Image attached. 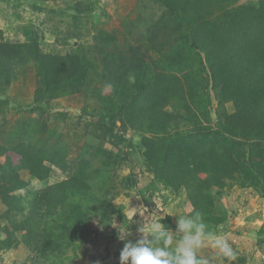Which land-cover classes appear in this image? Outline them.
Wrapping results in <instances>:
<instances>
[{
  "label": "rangeland",
  "instance_id": "rangeland-1",
  "mask_svg": "<svg viewBox=\"0 0 264 264\" xmlns=\"http://www.w3.org/2000/svg\"><path fill=\"white\" fill-rule=\"evenodd\" d=\"M223 1L229 8L226 4H219L211 10L212 18L220 22L226 20L225 17L233 9L261 7L264 2ZM95 4L101 6V9L96 8ZM77 5L81 7V13L75 10L74 6ZM45 6L41 10L19 0H0V28L5 39L10 42H26V29L32 28L42 37L41 45L45 52L67 54L80 50L82 46H94L95 38L103 32L113 40V45L122 57V77L135 80L136 75H141L137 70L142 69L148 74L172 76L182 83L183 89L176 94L185 99L173 102L174 107L171 102L167 103L168 111L186 113L189 115L187 118L190 117L194 122L202 120V111L191 106L188 111L182 107V103L191 98H206L216 100L210 103L209 108L219 111V114L221 112L223 122L224 118L239 113L232 98L220 106L222 95L219 87L198 84L199 80H219L208 72L206 63L202 67L195 56L186 55L189 60L185 65H175L166 70L164 64L157 62L161 53H171L174 45L176 50L183 51L178 40L181 37L177 31L178 21L168 16L158 2L57 0ZM246 21L250 30L255 29L258 34H264V13L258 19L251 15ZM89 59L92 71L86 75L89 76L86 85L79 88L76 83L71 86L73 83L69 82L55 89L46 96L41 111L33 109L34 95L40 87L37 65L31 62L23 66L7 91L0 93V99L5 101L0 106V144L8 147H17L19 144L38 147L46 152L45 158L54 170L53 177L44 182L33 179L27 171H21L20 187L15 194L24 196L41 192L85 169L93 179L102 180L101 191L93 187V191L87 193L85 198L94 201L97 197L101 200L106 207L105 215L87 211L85 229L82 228L83 232L88 233L87 241L78 240L68 246L65 253L55 252L46 257L34 247L35 243L28 245L22 230L15 232L16 241L13 245L6 244L2 228L9 226L10 222L5 217L7 206L0 199V264H120L119 257L124 244L127 240L135 241L139 238L135 229L143 219L139 211L132 221L128 217L134 213L133 209H139L142 205L148 208L149 213L158 211L157 214L164 215L162 223L173 229L176 221L174 215H185L193 209L200 210L209 229L222 232L236 256L231 261L219 260L214 249L205 247L200 254L209 258L210 264H264V188L243 167L247 148L219 136L217 141H213L208 135L190 138L185 135L180 143L151 141L153 127L148 126L149 123L146 125V119L137 114L132 104L106 101L112 85L117 83L110 76L111 67L93 54ZM131 63L135 65L129 66ZM200 86L208 92L207 95L202 93ZM190 87L199 90L194 93ZM102 111L107 112L108 117L100 116ZM204 122L207 126L211 125V129L217 128L216 116L204 119ZM170 125L166 135L168 138L185 124L178 129ZM189 126L194 127L192 124ZM164 131L160 134L163 135ZM207 133H211V130ZM237 137L243 136L239 134ZM240 140L248 142L250 150H253L254 164L264 167V141L253 138L249 140V137ZM168 145L184 148L185 166L181 168L185 174L182 181L177 179L178 183L172 179L173 186L168 185L160 175L167 171L168 163L164 159L158 161L162 155L158 154L157 148H166ZM206 145L209 146L204 147ZM258 145L261 147L256 150ZM199 152L205 153L207 159L215 160L196 163L194 159ZM228 157L236 162L234 168ZM216 168L227 178V186L213 191V187L211 189L208 186V176L213 175ZM178 173L177 169L174 175ZM187 177L195 180L191 185L193 189L196 188L195 193L190 192L193 189L187 190L183 186ZM89 204L83 201L80 206ZM18 220L21 222L23 216H19ZM53 223L52 227H55L61 221L55 218ZM42 226L44 229L45 226ZM129 231L132 235H127ZM56 232L59 234L60 231L56 228ZM121 235H125L126 239L121 240Z\"/></svg>",
  "mask_w": 264,
  "mask_h": 264
},
{
  "label": "trees",
  "instance_id": "trees-1",
  "mask_svg": "<svg viewBox=\"0 0 264 264\" xmlns=\"http://www.w3.org/2000/svg\"><path fill=\"white\" fill-rule=\"evenodd\" d=\"M19 1L31 3L33 8L44 10L47 3L57 0ZM154 1L159 3L168 16L178 21L177 31L181 35L178 40L183 50H176L174 45L171 53H161L157 62L161 65L164 64L166 70L175 65H185L189 60L186 55L195 56L199 64L204 67L206 63L208 72L219 80L218 82H201L199 80L198 84L202 83L206 87L210 85L219 87L221 99H223L219 100L220 106L226 101H231L230 98H232L239 108L238 114L224 118L223 122L220 115L222 113L219 114V111L209 108L210 103L216 100L211 101L212 99L206 98L197 100L190 97L188 102L182 103V107L188 111H190V106L195 107V110L202 111L205 120L216 116V129H211V125H205L204 119L194 122L190 117L187 118L189 115L186 113L177 114L166 109L167 103L171 102L174 107L173 102H182L185 99L184 96L176 94L183 89V85L172 76L160 73L148 74L145 73V70L139 69L137 71L141 75H136L135 80L122 77L124 75L120 74L122 57L118 54L116 46L113 45V40L103 32H100L95 38L94 46H82L78 51L56 54L45 52L42 49V37L32 28L26 29V42L6 40L3 30L0 28V93L7 91L23 66L33 62L37 65L40 76V87L34 95L35 106L33 109L41 111L44 109L46 96L55 89L64 87L69 82L73 83L71 86L76 83L79 88L86 85L89 77L86 75L92 71L89 58L93 54L98 60L102 58L111 67L110 76L113 81L117 82L112 85L110 96L106 97V101L129 103L130 106L132 104L137 114L146 119V125L149 123L148 126L153 127L151 141L162 140L180 143L182 139H185V135L189 138L195 135L201 137L208 135L213 141H217V136H219L221 139L245 146L247 151L243 167L264 188V167L254 164L253 150H250L248 142L240 140L249 137V140L253 138L264 141V34H258L255 29L250 30L249 23L246 21L251 15L257 19L263 16L264 2L262 8L246 6L238 10L233 9L225 17L226 20L220 22L212 18L211 10L214 6L226 4L223 0ZM95 6L101 9V6L97 4ZM226 7L229 8V5L226 4ZM74 8L78 13H81L79 5ZM132 65L135 64H129V66ZM190 88L194 93H197L196 91L201 86L199 89L197 87ZM201 90L205 95L208 94L203 88ZM4 102L3 99H0V106ZM99 114L104 118L108 117V113L105 111ZM189 124L194 127L191 128ZM169 125L177 129L184 126L168 138L166 135ZM163 129L165 131L161 135L160 132ZM185 129L187 130L181 132ZM208 130H211V133H207ZM238 133L243 137H237ZM170 146L168 145L166 148L160 146V149L157 148V150L158 154L162 155V157H158V161L164 159L168 163L167 171L160 175L168 182V185L173 186L172 179H175L177 183L178 178L182 181L185 170L181 167L185 166L183 164L185 159L182 146ZM207 146L209 145L204 147ZM258 146L256 150L261 147V145ZM45 156V151L30 144H19L17 147L0 144V199L7 206L5 217L10 222L9 226L2 228L6 244L13 245L16 241L15 232L22 230L28 245L35 243L34 247L47 257L55 252L64 251L65 253L67 247L74 245L78 240L87 241L88 233L82 231L88 217L86 212L104 213L106 207L97 197L94 201L85 198L87 193L93 191V187L100 191L102 187V180L93 179L88 172H85V169L48 186L41 192L29 193L24 196L15 194L20 187L19 173L21 171H27L33 179L41 182L48 181L53 177L52 164L47 162ZM210 159L206 158L205 153L199 152L194 161L208 163ZM228 160L232 168L237 165L232 158L228 157ZM158 164L160 163L158 162ZM177 169L179 173L175 176ZM228 169L230 170V167ZM213 172V175L208 176V186L211 189L213 187V191L225 188L227 186L225 175L221 174L218 168ZM192 180L190 177L185 178L183 186L187 190L193 189L191 185L195 180ZM190 192L195 193L196 188ZM189 197L193 199L190 195ZM83 201H88L90 204L82 207L80 203ZM19 216H23L21 222L18 220ZM55 218L61 223L52 227ZM42 225L45 226L44 229ZM56 228L60 231L59 234H57Z\"/></svg>",
  "mask_w": 264,
  "mask_h": 264
},
{
  "label": "clouds",
  "instance_id": "clouds-1",
  "mask_svg": "<svg viewBox=\"0 0 264 264\" xmlns=\"http://www.w3.org/2000/svg\"><path fill=\"white\" fill-rule=\"evenodd\" d=\"M133 210L134 213L128 217L130 221L137 211L143 218L135 229L139 238L127 240L124 244L120 252V264H210L209 258L200 254L205 247L214 249L219 260L231 261L236 258L226 236L222 232L210 230L203 213L198 209L185 215H174V229L162 223L164 215L157 214L158 211L149 213L143 205ZM127 235H132L131 231ZM120 239L125 240L126 236L121 235Z\"/></svg>",
  "mask_w": 264,
  "mask_h": 264
}]
</instances>
